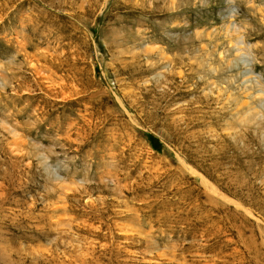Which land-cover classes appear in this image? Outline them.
<instances>
[{
	"label": "rangeland",
	"instance_id": "1",
	"mask_svg": "<svg viewBox=\"0 0 264 264\" xmlns=\"http://www.w3.org/2000/svg\"><path fill=\"white\" fill-rule=\"evenodd\" d=\"M0 264H264V0H0Z\"/></svg>",
	"mask_w": 264,
	"mask_h": 264
}]
</instances>
